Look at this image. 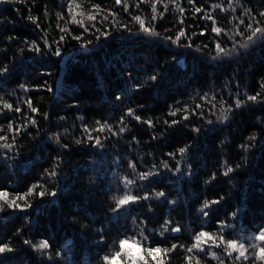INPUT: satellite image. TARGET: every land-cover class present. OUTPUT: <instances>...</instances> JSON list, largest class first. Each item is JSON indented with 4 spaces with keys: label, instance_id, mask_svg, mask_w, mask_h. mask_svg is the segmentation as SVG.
I'll use <instances>...</instances> for the list:
<instances>
[{
    "label": "trees",
    "instance_id": "obj_1",
    "mask_svg": "<svg viewBox=\"0 0 264 264\" xmlns=\"http://www.w3.org/2000/svg\"><path fill=\"white\" fill-rule=\"evenodd\" d=\"M126 3L127 11L125 0L0 3V135L13 143L0 148V191L9 199L27 196L18 201L21 208L0 211V246L12 249L0 253V264H106L105 256L121 251L120 240L139 233L148 242L142 251L161 249L145 264H189L187 257L191 264H227L188 252L191 234L243 238L247 245L264 230V39L234 48L230 38L247 10L264 23L258 15L264 0H177L183 14L158 3L155 20L151 0ZM208 15L223 29L220 36ZM135 16L159 35L141 31ZM181 29L191 39L173 43ZM217 42L227 54L217 55ZM257 93L256 102L247 100ZM204 94L216 97L215 108ZM222 103L233 109L226 120L217 119ZM197 104L203 116L170 115L178 107L191 113ZM97 121L111 126L91 133L100 144L85 132ZM227 167L233 171L225 175ZM53 169L55 176L48 174ZM140 173L152 174L141 180ZM125 178L134 183L126 188ZM34 186L55 195H28ZM128 190L149 198L113 211V197ZM176 228L180 235L171 236ZM44 241L50 247L41 250ZM216 248L227 256L223 246ZM118 264H129L123 251Z\"/></svg>",
    "mask_w": 264,
    "mask_h": 264
},
{
    "label": "snow or ice",
    "instance_id": "obj_2",
    "mask_svg": "<svg viewBox=\"0 0 264 264\" xmlns=\"http://www.w3.org/2000/svg\"><path fill=\"white\" fill-rule=\"evenodd\" d=\"M4 2V0H0V3ZM141 2H143V0H141ZM189 2L191 3L192 0H189ZM115 3L117 5H120L122 3V0H115ZM163 4L165 11H167L168 9V3L172 4L174 7H176L179 12L181 14L184 13V8L181 7L178 3L177 0H168V3H165L164 0H151V4H152V12H153V16H152V20H155L156 17V13H157V4ZM231 6V5H230ZM76 7H79V5H76ZM98 5H93V8H98ZM215 7L220 8L221 11H224L225 9L221 6V5H215ZM128 5L126 3L125 0V11H127ZM69 11H71V5L69 7ZM201 9L197 8L196 12H200ZM163 12H160L159 15L162 17L163 16ZM111 15H115L114 13H111ZM259 17L264 18V12H260ZM244 16H247L248 19V23L245 25V21H244ZM244 16L238 17V25L237 28H239L240 25H244V31H237L235 33V35H245L246 37V41H253L259 37L264 36V23H262V21L260 19H257L256 15H252L251 10H247L244 13ZM62 18V17H61ZM90 20H95L96 17L94 15H89L88 17ZM207 19L212 20L213 22V27L211 29V31L213 33H215L217 36L221 35L223 29L220 27L215 26L216 25V21L215 19L211 16L208 15L206 17ZM104 19H108L107 16L104 17ZM134 19L139 22V26H140V30L143 31L144 33L148 34V35H159L158 32H156L155 27L154 26H146L144 20L141 19L140 16H135ZM73 20H75V16H73ZM180 23H183V20L180 21ZM94 26V25H93ZM122 26H126V25H122ZM87 31V29H85ZM61 31H67L66 29H61ZM99 31V30H98ZM246 33H250L247 34ZM104 35H107V32L104 33ZM195 35V34H194ZM200 35H204V32L202 31L200 33ZM184 37L188 40H190L191 38L187 36V33L181 29L179 30L178 34L176 35L175 39L172 40L173 43H177L179 44L181 41V38ZM74 39L80 40L81 37L80 36H76L73 37ZM168 39H172L171 37H169ZM64 40V36L60 37V40L57 41V44H59L61 41ZM187 47H192L193 45L189 42L187 45ZM243 47H247V43L242 45ZM204 47H207V45H204ZM216 47V52L217 55L220 54H227L225 48H223L221 46L220 43H216L215 45ZM235 47V46H234ZM39 50V49H36ZM197 50H199V47H197ZM55 55L59 56L61 53L59 51V49L56 50V52L54 53ZM3 71H7V69H3ZM149 79L151 80H156L157 76L156 75H152L149 77ZM21 87H23V85H21ZM260 96V93H257L256 95H252V96H248L247 100L248 101H252V102H256L258 97ZM201 99L203 101H205L208 104H211L213 108L216 107V104L213 103V101L216 100V97L213 95L211 98L208 97L207 94H204V96L201 97ZM2 102V101H0ZM29 107L31 108L32 112H36L37 109L31 106V102L28 101L27 102ZM243 101L237 99L235 107L239 108L242 105ZM3 107L6 109H13V106L7 102H3ZM200 110L199 112L197 110ZM15 111L19 112L20 108H15ZM232 106L231 105H224L222 103L221 109H220V115L217 117V119H222V120H226L228 118V113L231 112ZM179 112H183V119L187 120L189 118V115H204L203 112V105L202 104H197L195 105L194 108H192L191 113H189V109L187 107L180 109L179 107L176 108L175 111H172L170 113V115L172 116H176L177 113ZM128 115L129 116H134L135 119L140 120L139 116H135V110L133 109H129L128 110ZM32 124H35L36 121L35 119H31L30 121ZM180 121L178 120H173L171 123L172 124H176L179 123ZM149 124L151 123L150 121L148 122ZM166 123H168L166 121ZM209 123H211V121H209ZM108 129L109 131H111V126H108L106 124H101L99 121H97V127L93 128V129H89V128H85V132L88 133L87 139L88 140H94L96 144H100L101 140L99 136H92L91 133L92 132H103L105 131V129ZM9 130L12 131L13 127L12 125H9ZM124 129L121 128L120 131H123ZM14 131H16L17 133L19 132V129H15ZM194 131H199V129H194ZM13 142L15 140V137L13 136ZM8 137L6 136H2L0 135V141H5V143L0 144V148H5V149H12L13 148V143H8L7 142ZM81 141H77V143H80ZM179 153L181 155H183L186 151L187 148H180ZM170 155H175V153L170 154ZM130 167L134 168L135 165L134 164H130ZM165 167H167V164H165ZM238 167V165H237ZM177 171H179V169L177 168ZM233 168L232 167H227L225 170V175H227L228 173L232 172ZM51 176H55L56 172L55 169H53L50 173H48ZM152 173H140L139 174V179L144 180L147 179L149 175H151ZM134 181L125 178V187L127 188L129 185L133 184ZM37 187H39L41 190L37 192ZM32 194H37L41 197H43L46 194H50V195H55V193H46V191L43 190L42 186H34L33 188L29 189L28 195H32ZM156 196H163L164 193L163 192H159L155 194ZM148 196H138V195H133L131 193L130 190L125 191L123 193L122 196L119 197H113V199L115 200V208L113 209V211H118L121 208L127 207L130 203H135L136 201L140 200V199H148ZM24 200L25 202L27 201V196H16L14 198L9 199L8 193L4 192V191H0V201H3V203H0V211H2L5 207V205L9 208L15 207V208H21V204L18 203V201ZM212 203H218V201H213ZM25 206H30V205H25ZM204 207L207 208L209 207V203H205ZM206 214V213H205ZM179 228L173 229V231H179ZM195 243L192 245V247L188 248L187 251L188 252H193V250H197V251H203V245L209 244L211 243L212 245L216 246V247H224L225 252L227 253L228 256H232L233 253H237V255L235 256L236 260H240L241 258H243L244 260H248L249 259V255L253 256L256 260L262 261L264 262V230H260L258 235L254 236V237H250L249 240H251V243H248L247 246L243 240V238L241 239H225V237L223 235H216V234H212V233H208V232H200L195 236ZM25 243H28L27 241H25ZM39 249L43 250V249H48L50 247L49 243L47 241H44L42 243H40L37 246ZM177 246L176 245H172L171 248H166L164 249V252H170L172 250H174ZM119 248L121 251H118L115 253V255H113L111 258H109L108 256L104 257V260L106 262V264H118V261L120 260L121 257V253L124 249H132L135 251V253H140L142 251L141 246L138 242L135 241H131L129 239H123L119 241ZM252 250L251 252H249V250ZM5 251H12V249L7 245H2L0 246V253H3ZM148 254L151 256L152 253H156L157 256L160 255L161 253V249L160 248H152V249H148ZM215 255V254H213ZM153 259H155L156 257L153 256ZM140 259H144L143 256H140ZM192 257H187V260L189 261V264H191L192 261ZM196 264H200L199 260L196 261Z\"/></svg>",
    "mask_w": 264,
    "mask_h": 264
},
{
    "label": "rangeland",
    "instance_id": "obj_3",
    "mask_svg": "<svg viewBox=\"0 0 264 264\" xmlns=\"http://www.w3.org/2000/svg\"><path fill=\"white\" fill-rule=\"evenodd\" d=\"M236 16V14H234V17ZM233 17V18H234ZM233 20V19H232ZM236 20H238L237 18H236ZM233 22V21H232ZM237 31H241V32H243L241 29H235V33L237 32ZM235 33L233 34V35H230V38L232 39V41H233V43H232V45H233V47L234 48H239V47H242V45L243 44H245V43H247V46L248 45H250V44H252V43H254L255 41H258V40H262V39H264V36H262V37H259V38H257V39H255V40H253V41H246V37L245 36H243V35H235ZM250 34V33H249ZM220 36V35H219ZM219 38V37H218ZM236 38H238V40L236 39ZM237 40V41H236ZM243 48H245V47H243ZM242 50H245V49H242ZM234 52H236V51H234ZM198 233H200V232H194V233H192L191 234V236L189 237V239H190V242H191V244H190V247H192V245L195 243V236L198 234ZM171 236H179L180 235V231H171ZM128 239L129 240H131V241H135V242H138L139 244H144V245H146V246H148V242L147 241H143L144 240V238H143V236H142V234L141 233H139L138 234V237H135V236H129L128 237ZM246 244V243H245ZM247 246V245H246ZM203 248H204V250L203 251H197V250H195L194 249V251L195 252H199V253H202V254H204V253H207L208 254V256H210L212 259H217L218 261H220V262H227V264H250V262H251V260H253L252 258V256L251 255H249V259L248 260H244L243 258H241L240 260H236L235 259V256L237 255V253H233V255L232 256H224V255H220L219 253H217V248H216V246H214V245H212L211 243H209V244H206V245H203ZM148 250V249H147ZM147 250H145V251H141L140 253H135V251L134 250H132V249H124L123 250V256H124V259L126 260V262H128L129 264H145L144 262H145V260L147 259H149L154 253H152V255L150 256L149 254H148V251ZM212 252H215V253H213V254H215V255H213V254H210V253H212ZM250 252V251H249ZM140 256H143L144 257V259H140ZM258 262H261V263H264V262H262V261H259V260H257Z\"/></svg>",
    "mask_w": 264,
    "mask_h": 264
}]
</instances>
